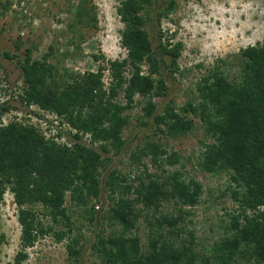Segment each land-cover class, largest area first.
I'll return each instance as SVG.
<instances>
[{"label": "trees", "instance_id": "1", "mask_svg": "<svg viewBox=\"0 0 264 264\" xmlns=\"http://www.w3.org/2000/svg\"><path fill=\"white\" fill-rule=\"evenodd\" d=\"M176 2L121 0L116 14L123 25L120 45L126 57L109 61L107 88L102 81L104 68L70 74L71 82L62 87L55 82L47 56L42 62L26 56L18 98L62 117L77 131L73 136L77 141L58 145L31 126L10 123L0 127V200L6 190L13 194L21 229V249L9 264H23L26 250L40 236L53 233L57 241L64 239L63 232L38 221L35 207H41L55 225L68 222L67 193L73 205L87 211L88 221L101 228L91 246L96 264H264V43L238 53L236 80H229L222 66L208 69L196 82V104L180 110L167 106L162 115L156 114L152 98L165 96L168 78L180 73L183 45L163 40L159 30L155 38L151 33L175 10ZM83 11L78 9L77 15ZM86 14L87 22L95 21L94 15ZM119 95L124 103L116 100ZM137 96L145 100L143 117L152 118L155 130L168 137L184 135L193 127L192 120L180 112L199 117L211 142L203 144L198 169L229 178L226 190L234 208L227 214L225 234L199 253L194 251L192 234L188 246L180 240L179 225L200 203L202 185L194 178H182L179 171L164 170V166L179 164L175 153L168 154L158 143H147L129 156L130 165L143 167L141 173L132 176L131 171L125 174L116 166L110 169L113 159L129 145L124 137L130 125L127 112ZM6 110L3 105L0 112ZM79 132L89 134L90 145L98 143V147L78 142ZM146 157L164 176L148 172L142 163ZM102 194L107 206L95 210ZM166 202L173 205L174 215L160 213ZM141 218L149 230L145 250L138 237L130 234ZM105 227L111 230L108 236H104ZM168 235L171 238L166 239ZM66 249L75 261L80 260L76 239H69Z\"/></svg>", "mask_w": 264, "mask_h": 264}, {"label": "rangeland", "instance_id": "2", "mask_svg": "<svg viewBox=\"0 0 264 264\" xmlns=\"http://www.w3.org/2000/svg\"><path fill=\"white\" fill-rule=\"evenodd\" d=\"M120 2L0 0V109L3 105L8 107V110L0 112V127L10 123L31 126L45 140L58 145H70L77 141L73 137L77 131L62 117L20 101L18 96L24 86L21 64L28 54L31 60L40 62L47 56V64L52 66L55 82L62 87L71 82L70 74L96 73L101 67L104 68L102 81L107 88L110 82L106 70L109 61L126 57V51L120 45L123 25L116 14ZM82 8L84 11L79 17L77 11ZM86 13L94 15L95 21L87 22ZM154 29L152 38L159 30L163 40L169 39L173 44L181 42L183 45L178 61L180 73L168 78L165 96L152 98L156 104V114L162 115L167 106L180 110L189 104H196V82L208 69L222 66L227 70L229 80H236L238 53L248 46L264 43V0H177L175 10ZM152 41L155 45L156 41ZM145 70L143 66V72ZM50 83L51 80L47 79L46 87ZM116 100L124 103L122 95ZM134 101L133 108L127 112L130 125L124 132L129 145L113 159L110 169L116 166L125 174L131 171L132 176L141 173L143 167L130 165L129 156L135 148L144 147L147 143H158L168 154L175 153L179 164L164 166V170L179 171L182 178H194L202 185L200 203L189 210L190 215L179 225L183 230L180 240L188 246L192 234L196 243L194 251L199 253L225 234L223 226L228 220L227 214L234 208L229 191L226 190L229 178L226 174L211 175L198 169L197 164L204 151L203 144L211 142L205 135L199 117L190 112H180L186 120H192L193 127L184 135L168 137L155 130L152 118L143 117L145 100L137 96ZM144 121L148 122L146 126L143 125ZM160 128L163 126L160 125ZM58 133H61V137L56 136ZM78 135L81 136L78 142L98 147V143L90 145L89 134L79 132ZM121 160L123 163H120ZM142 163L149 173L160 178L164 176L162 170L151 164L150 157L143 158ZM158 181L161 183L162 180ZM99 202L95 210L106 208L108 199L105 194L101 195ZM169 203L161 204V214L174 215L173 205ZM64 206L69 221L57 225L52 223L51 216L45 215L41 207H35L38 221L45 226L52 225L55 232H63L65 237L62 241H57L53 233L38 237L34 247L26 250L28 258L23 264H96L97 258L91 246L101 228L88 221L84 208L71 203L69 193ZM103 230L104 236L110 235L109 228ZM148 231L143 218L138 221L137 229L130 231V234L138 237L143 250L147 247ZM1 236L0 264H9L21 249L17 208L9 190L0 200ZM165 238L171 237L168 235ZM69 239H76L81 247L82 255L78 262L68 255L66 245Z\"/></svg>", "mask_w": 264, "mask_h": 264}]
</instances>
